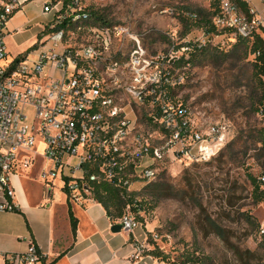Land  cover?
I'll list each match as a JSON object with an SVG mask.
<instances>
[{"label": "built area", "instance_id": "obj_1", "mask_svg": "<svg viewBox=\"0 0 264 264\" xmlns=\"http://www.w3.org/2000/svg\"><path fill=\"white\" fill-rule=\"evenodd\" d=\"M63 1L43 4L53 15L34 54L8 60L6 23L24 0H0V211L18 209L13 173L36 168L43 184L73 204L96 200L99 183L135 202L138 185L156 178L159 162H206L230 138L226 121L175 97L179 75L163 65V55L148 53L141 34L121 23H94L80 0ZM259 1L261 9L248 4L243 10L236 0H215L212 22L242 35L264 30ZM199 41L198 47L205 44ZM186 44L181 47L188 50ZM259 181L264 184V174ZM136 209L127 204L116 218L126 232L139 223ZM145 247L139 244L135 257ZM40 258L31 241L22 252H0L6 264Z\"/></svg>", "mask_w": 264, "mask_h": 264}, {"label": "rangeland", "instance_id": "obj_2", "mask_svg": "<svg viewBox=\"0 0 264 264\" xmlns=\"http://www.w3.org/2000/svg\"><path fill=\"white\" fill-rule=\"evenodd\" d=\"M49 1L29 0L18 7L30 22L12 33L17 41L11 50L34 54L31 49L38 46L40 31L53 15V10L42 13ZM212 1L80 0L101 12L108 24L121 23L141 34L148 53L163 55V65L179 75L175 97L207 118L226 121L231 130L228 143L214 158L190 164L161 161L156 178L138 185L135 194L141 205L136 228L146 233L144 250L159 252L153 257L160 264H242L238 254L257 249L264 238V200L254 199L248 177L264 173V146L257 135L264 117L253 110L257 88L251 73L253 55L243 58L232 49V34L206 33L197 26L203 12L210 16ZM166 7L170 10L162 11ZM202 39L218 52L212 59L185 61L190 54L181 46ZM171 50L175 61L166 60ZM30 170L23 172L22 179L27 194L33 195L42 186Z\"/></svg>", "mask_w": 264, "mask_h": 264}, {"label": "crops", "instance_id": "obj_3", "mask_svg": "<svg viewBox=\"0 0 264 264\" xmlns=\"http://www.w3.org/2000/svg\"><path fill=\"white\" fill-rule=\"evenodd\" d=\"M245 4L263 7L259 0H245ZM29 22L30 18L20 8L7 20L4 40L8 60L30 52L11 50L17 41L16 34L12 33L22 31L23 25ZM30 171L36 177V168ZM23 175V172L11 174L18 209L0 211V252H22L31 241L41 253L38 264H160L148 250L135 257L138 245L146 241V233L138 228L132 232L122 228L113 231L112 226L118 220L110 218L98 201L70 203L57 187L50 190L41 181L40 192L29 195ZM68 209L76 220L74 233ZM0 264L6 263L0 259Z\"/></svg>", "mask_w": 264, "mask_h": 264}, {"label": "trees", "instance_id": "obj_4", "mask_svg": "<svg viewBox=\"0 0 264 264\" xmlns=\"http://www.w3.org/2000/svg\"><path fill=\"white\" fill-rule=\"evenodd\" d=\"M68 1L69 0H64L63 3L66 4L68 3ZM236 1L243 10L246 9L245 0H236ZM212 2H213V6H212V10L210 11V16H208L207 14L208 12H203V14L199 18H197L199 22L197 26L202 27L203 31L206 33L209 32L210 30L214 31L215 33H218L220 32V30H222L223 32H228L232 34L233 42L231 48L237 49L241 53L243 58H246L249 54L253 55V58L251 60V66H252L251 73L257 80L256 95L253 101L255 106L253 110L264 117V30L262 28H257L253 30L249 35H242L234 29L216 28L212 22V16L218 11V7L215 0H213ZM88 10L90 12L91 19L94 23L108 24L107 20L104 18L101 12L94 9H88ZM196 17H198L197 14ZM188 27L186 31H188ZM186 45L190 46L188 49L189 51L188 53L190 54L189 55L190 57L189 60H185V61H190V60L192 61L194 58L212 59V57L216 54V52H218L217 49L208 48L206 47L205 44L198 47L196 43L190 44V42H187ZM257 135H258V141L262 144V146H264V125L257 130ZM227 143L228 142H226V144ZM248 177L252 184V193L254 195V199L256 201L264 200V189L260 188V186L261 185L264 186V184H262L259 181V175L257 176V178H253L251 175H248ZM93 194L96 201L102 204L107 214L112 219L118 218L122 214L127 204H129L130 209H132L133 211H136L137 210L136 208L138 207L140 209V205H141L140 200L137 199L135 202H132L131 199L123 200L120 198L119 191L106 183L96 184L94 187ZM68 215L71 222V229L72 232L74 233L76 220L70 209H68ZM149 253L157 256L160 255L159 252L156 251V249L151 250ZM238 256L242 264H264V238L258 244L257 249L255 250L245 249L241 251L238 254ZM161 259L164 262L169 263L168 258L162 257Z\"/></svg>", "mask_w": 264, "mask_h": 264}, {"label": "water", "instance_id": "obj_5", "mask_svg": "<svg viewBox=\"0 0 264 264\" xmlns=\"http://www.w3.org/2000/svg\"><path fill=\"white\" fill-rule=\"evenodd\" d=\"M121 228V224L119 222H117L116 224H113L112 226V230L113 231H117Z\"/></svg>", "mask_w": 264, "mask_h": 264}]
</instances>
